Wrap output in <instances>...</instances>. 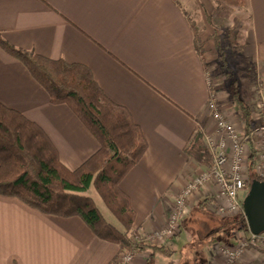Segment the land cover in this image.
<instances>
[{
    "label": "crops",
    "instance_id": "crops-1",
    "mask_svg": "<svg viewBox=\"0 0 264 264\" xmlns=\"http://www.w3.org/2000/svg\"><path fill=\"white\" fill-rule=\"evenodd\" d=\"M219 11L221 19L225 11L236 13L228 29L264 83V0H245L243 8L218 7L213 0H0V34L9 43L85 65L105 95L141 127L148 150L121 189L136 212L133 230L152 247L147 238L166 224L169 207L199 174L185 148L196 132L205 140L215 133L208 107L212 89L193 26L203 18L208 23L207 14L213 24ZM0 102L39 125L71 171L100 149L71 109L53 105L27 68L1 47ZM237 126L243 134L241 121ZM215 193L208 186L194 194L181 229L204 200L212 199L207 209L215 208ZM177 236L163 245L167 255L147 247L133 264L158 257L159 264H174ZM226 237L221 245L236 242ZM219 245L209 249V264H216ZM120 255L119 245L97 237L81 218L44 215L0 195V264H118ZM238 264H264V251L249 250Z\"/></svg>",
    "mask_w": 264,
    "mask_h": 264
},
{
    "label": "trees",
    "instance_id": "trees-1",
    "mask_svg": "<svg viewBox=\"0 0 264 264\" xmlns=\"http://www.w3.org/2000/svg\"><path fill=\"white\" fill-rule=\"evenodd\" d=\"M213 1L218 6H245V0ZM206 17L210 22L212 16L207 14ZM193 29L195 49L205 60V42L199 36L197 28L193 26ZM227 34L225 36L215 32L213 38L218 59L227 78L226 86L231 103L238 111L243 135L254 158L256 151L252 143L255 131L253 110L242 96L241 85L228 60L224 42L228 39L230 44L239 48L241 54L243 47L238 46L236 34L232 30H228ZM0 47L27 68L31 76L48 93L53 105L69 107L100 144V149L92 157L78 169L71 171L61 162L56 147L39 125L0 102V195L17 198L44 215L60 218L79 217L97 237L119 245L121 254L139 253L147 247H152L133 230L136 212L129 196L121 189L124 178L148 150L143 131L134 122L129 111L105 95L91 70L85 65L69 63L62 59L53 60L17 48L2 34ZM185 152L201 165L211 167L212 156L200 131L193 135ZM251 175V182L254 179L264 180L255 174ZM91 186L95 188L122 229L109 223L93 198L87 195ZM211 200H204L201 210H207ZM223 226L231 227L222 231L234 239L237 234L243 237L249 235L244 213L226 219ZM152 248L167 255L163 245Z\"/></svg>",
    "mask_w": 264,
    "mask_h": 264
},
{
    "label": "built area",
    "instance_id": "built-area-1",
    "mask_svg": "<svg viewBox=\"0 0 264 264\" xmlns=\"http://www.w3.org/2000/svg\"><path fill=\"white\" fill-rule=\"evenodd\" d=\"M207 83L212 89L208 107L215 122V133L206 138L210 146L213 162L209 169L201 171L181 190L174 203L169 207L166 224L151 234L147 241L161 246L180 233L182 221L189 215L191 200L194 194L215 183L217 212L221 216L244 213L243 199L248 189V172L251 162V148L237 124L221 109L217 95L212 88L210 79ZM263 114V125L258 133L264 135V101L260 104ZM261 117V116H260ZM257 160L261 157L262 165H257V172L264 178V142L255 137L252 140ZM260 149H259V148ZM249 250L264 251V232L246 237L237 234L235 245H219L216 264H238ZM136 252H125L120 255L118 264H133Z\"/></svg>",
    "mask_w": 264,
    "mask_h": 264
},
{
    "label": "rangeland",
    "instance_id": "rangeland-1",
    "mask_svg": "<svg viewBox=\"0 0 264 264\" xmlns=\"http://www.w3.org/2000/svg\"><path fill=\"white\" fill-rule=\"evenodd\" d=\"M220 15H222L221 12L220 11L219 13L217 12L213 24L211 21L207 23L206 18H203L204 20L201 19L198 20V22H196L195 24L199 35L200 36L202 35L201 38L205 42L204 61L207 66L208 78L210 79V82L212 84L211 86L217 95L219 105L226 114L231 113L232 115H234V118L236 119V120L234 119L235 123H237L238 125V122L240 123L241 120L238 116L239 114L237 109L231 103L230 95L226 86L227 78L222 69L221 62L218 59L216 43L213 38V34L215 32H218L225 36L228 35L227 34L228 30H232L235 33L234 29H228V25H230V23L233 20H235L236 13L225 11L224 16L226 17L224 19H221ZM206 24H208L207 25L208 27L204 29V26H206ZM227 40L224 42V48L227 52L228 60L235 70V73L237 75L236 77H238L239 79L242 96L249 103V105L253 110L255 131L252 136V140L255 139V137H259V140L264 142V135H261L260 133L256 132L257 128L260 129V127L263 125V119H262L263 111L262 108L260 107V104L264 101V83L259 79L256 68L253 65V62L246 60L244 56L239 52V48H237L236 46L235 48ZM236 40H237V35H236ZM229 117L233 118L231 117V115ZM206 146L208 148L210 155L212 156V153L210 151V146H208L207 143ZM250 160L251 162L249 164L248 172L245 171L248 179V184L251 182V177H252L251 174H255L258 177H261L256 170L257 165L259 164L262 165V162H260L262 161L261 157L257 160L256 155L254 156V158L253 156H251ZM252 161L254 162L253 164ZM212 162H213V156H212L211 164ZM198 169L200 173L201 171L209 168L206 166H202L200 163H198ZM209 186H211L212 190L215 193L216 191L215 183L210 184ZM249 188L246 191V195L249 191ZM87 195L93 198L97 207L99 208V210L101 211V213L104 215V217L109 223H113L117 226H121L118 220L113 216V214L107 208L104 201L98 195V193L96 192L93 186H91V188L88 190ZM217 206L218 205L215 204V208L212 207L211 209L209 208L205 211L201 210L197 206L196 210H194L193 213L189 216L188 223L182 227L181 233H179L178 236L174 239L176 242L175 246L179 250L175 255L174 264H209L210 263L209 249L212 248L217 243H220L221 245L222 243H226L228 241L226 237V233H224V231L222 230H226V228L231 229V227L230 226L222 227V225L226 223V219L233 218L237 215L221 216L217 212L218 209V208L216 209ZM235 244L236 242H234L233 245ZM158 258L152 259L150 264H159V260L161 259Z\"/></svg>",
    "mask_w": 264,
    "mask_h": 264
},
{
    "label": "water",
    "instance_id": "water-1",
    "mask_svg": "<svg viewBox=\"0 0 264 264\" xmlns=\"http://www.w3.org/2000/svg\"><path fill=\"white\" fill-rule=\"evenodd\" d=\"M248 229L253 234L264 232V180L254 179L243 200Z\"/></svg>",
    "mask_w": 264,
    "mask_h": 264
},
{
    "label": "bare ground",
    "instance_id": "bare-ground-1",
    "mask_svg": "<svg viewBox=\"0 0 264 264\" xmlns=\"http://www.w3.org/2000/svg\"><path fill=\"white\" fill-rule=\"evenodd\" d=\"M207 78H208V73H207ZM245 215V214H244ZM249 230V229H248ZM250 232V231H249Z\"/></svg>",
    "mask_w": 264,
    "mask_h": 264
}]
</instances>
